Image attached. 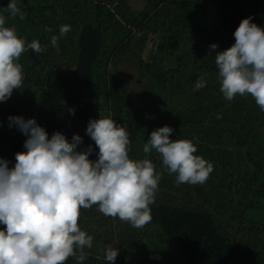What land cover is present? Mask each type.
<instances>
[{
  "label": "clouds",
  "instance_id": "obj_1",
  "mask_svg": "<svg viewBox=\"0 0 264 264\" xmlns=\"http://www.w3.org/2000/svg\"><path fill=\"white\" fill-rule=\"evenodd\" d=\"M5 11L10 17L25 19L16 0H9ZM5 25L6 18L0 15V102L23 85L24 73L17 63L21 54L45 50L36 40L26 44L14 26ZM70 27L60 26L59 36L51 37L57 51L58 39ZM233 35L235 43L230 48L215 52L220 91L228 101L250 94L264 111V28L248 17ZM217 47L211 44L210 52ZM206 75L197 79L194 91L205 87ZM69 112L74 115V109ZM8 120L9 127H17L27 139L26 151L15 154L14 167L0 158V224L6 226L0 230V264H65L69 257L82 264L93 237L81 230L78 220L80 210L93 205L104 216L118 217L137 229L151 222L149 206L155 203L162 174L150 159L129 157V132L121 124L101 114L89 121L86 134L98 147V159L90 160L93 148L78 151L83 143L78 134L71 141L59 131L49 138L35 118L9 116ZM172 132L167 125L152 131L143 152L150 156L155 150L164 170L177 174V185L203 184L213 165L194 155L197 149L191 141L170 139ZM118 253L116 247L105 249L108 264H114Z\"/></svg>",
  "mask_w": 264,
  "mask_h": 264
},
{
  "label": "trees",
  "instance_id": "obj_2",
  "mask_svg": "<svg viewBox=\"0 0 264 264\" xmlns=\"http://www.w3.org/2000/svg\"><path fill=\"white\" fill-rule=\"evenodd\" d=\"M203 1L145 0L146 8L138 16L132 17V22L135 30L140 33L146 31L160 35L162 40L168 38L180 40L184 39L185 35L192 34L198 36L200 28L195 18L197 10L204 8ZM216 2L217 14L223 9L226 0H211L210 6L212 7ZM8 3L9 0H0L1 7L6 8ZM121 3L123 7L124 0H85L82 7L78 9V12H82L84 16L75 46L77 57L50 65L43 76H37L35 81L44 95V102L35 118L37 124L45 128L49 138L56 131L62 132L69 141L73 134L80 135L83 143L77 150L84 151L91 146L93 152L89 156L90 160L98 159V147L86 134L87 125L93 119L95 110V105L90 101L92 96L97 98L100 93H105L106 105L111 110L112 119H116L118 124L120 121L127 122L130 129H133L136 124L126 88L122 82L118 83L117 78L110 72L111 64L129 50L133 32L129 30L123 37L118 36L119 41L113 47L114 50L109 51L106 42L110 23L116 16L121 15L122 18L127 16L120 8ZM112 6L117 7V13L110 9ZM61 9H64L63 6ZM44 11L46 13L50 11L54 18L59 12L54 6H45ZM231 21L220 13L215 15L211 21L212 29L202 30L200 44L193 45L190 49L194 69L183 86L187 87L185 92H189L195 106L192 109L180 106L177 110H168L165 112V117L157 120L150 119L147 126L159 128L167 125L177 131L185 128L206 129L205 126L208 125L209 130L214 131L217 136H223L226 143L236 149L238 157L241 154L244 155L245 167L252 168L253 181H258V172H262L264 168V111H261L250 94L244 96L238 94L231 101L225 99L220 91V81L217 79L215 52L226 50L235 43L234 40L228 39L229 32L234 31H229ZM53 32L56 30L54 29ZM186 42L188 41H185V44ZM211 44H217L218 47L210 52ZM173 46L176 48L175 43ZM159 47L164 49L163 45ZM212 62L215 65H212ZM17 63L22 66L24 80H30V71L25 69L26 64L21 60ZM140 64L151 72V64L144 63L142 60ZM210 72H214L212 75L216 77L215 80L210 79L212 77ZM205 73L207 74L205 87L194 91L195 82ZM156 75L154 74V77ZM69 109H74V115L69 112ZM9 116L8 109H0V134ZM146 119L142 121V124L145 125ZM13 127L12 138L8 142L11 141L16 151L24 152L26 149L23 145L27 137L17 127ZM1 138L0 135V145ZM200 153L208 162H217V165L221 163L222 166L226 163L217 154L219 151L213 148L205 146ZM245 173L243 181L247 186L252 177H249L248 170ZM166 193L149 206L152 216L149 224L157 229L159 235L155 239L152 238L151 245L155 252L153 254L164 256L169 254L172 257L178 255L173 264L182 263V260L185 264H264V236L257 226L253 224L247 226L249 234L244 239L232 237L225 232L215 213L188 205L186 202L176 201L174 197H167ZM261 196H264L263 192ZM94 206L80 210L79 225L92 217ZM130 246L128 244L126 248L130 249ZM126 248H122L123 253ZM120 251L121 249L114 264H129L126 257H130V254H123ZM84 252L86 259L82 264H108L105 256ZM132 260L137 263L138 259L135 257ZM65 264H77V260L75 257H69Z\"/></svg>",
  "mask_w": 264,
  "mask_h": 264
},
{
  "label": "rangeland",
  "instance_id": "obj_3",
  "mask_svg": "<svg viewBox=\"0 0 264 264\" xmlns=\"http://www.w3.org/2000/svg\"><path fill=\"white\" fill-rule=\"evenodd\" d=\"M43 1L46 0H16L17 6L25 14L23 20L19 16L10 17V14L5 11L6 8L0 6V15L5 16L6 27L14 26L18 37L25 39L26 44L36 40L45 49L41 53L29 49L21 54L18 61L21 60L26 64L25 69L30 71V80H24L22 87L14 89L6 102H0V109H8L10 116H22L26 120L36 118L40 106L44 102L43 91L35 84L36 77H42L54 63L77 57L75 46L84 16L82 12H78V9L82 7L85 0H47L42 3ZM124 2L123 7L122 3L120 4V8L127 16L125 18H122L121 15L116 16L115 20L110 23L111 27L106 33L108 50H114L113 47L119 41L118 36L123 37L129 30L133 32V35L129 50L111 64L110 72L117 78L118 83L122 82L126 88L136 120H134L136 124L133 129L127 126V122H119L129 132V157L133 160L150 159L156 171L162 174L158 183V191L155 193V201L167 192V197H174L176 201L186 202L188 205L215 213L225 232L232 237L246 238L249 234L247 226L252 224L257 226L264 236V196H261V193H264V168L262 172H258V181H253V170L249 166L245 167L244 155L241 154L238 157L236 149L226 143L223 136H217L214 131L209 130L208 125L205 126L206 129L173 130L170 136L172 140L191 141L197 149L194 155L200 157H202L200 151L204 150L205 146L219 151L217 154L226 163L222 166L221 163L217 165V162H210L213 165V171L203 184L177 185V174L170 175L164 170L162 160L155 150L150 156L143 152V145L147 142L151 132L157 129L156 126L154 128L147 126L150 119L157 120L165 117V112L177 110L180 106H184L185 109H192L195 106L189 92H185L187 87L185 89L183 84L193 73L192 50L190 49L193 45L200 44V38L203 36L201 31L212 29L211 21L219 13L232 20L229 31H234L228 34L230 40L235 41L233 33L245 18L252 17L253 23L264 28V0H226L223 9L217 14V2L211 7V0H204V8H199L196 12L195 20L200 28L198 36L185 35V38L180 40L174 38L162 40L160 35L146 31L140 33L135 30L132 17L138 16L146 8V2L145 0H124ZM45 6H54L59 11L57 17L54 18L50 11L46 13ZM61 6L64 9H61ZM110 9L115 13L118 12L116 6H112ZM130 15L131 17H129ZM119 18L122 22L118 20ZM62 25L71 27L63 38L58 39L59 51H57L52 46L51 37L59 36V29ZM46 27L51 31H45ZM54 29L56 32H53ZM187 37L188 39H186ZM185 41L188 42L185 44ZM174 43L176 48L173 46ZM159 45H163L164 49ZM230 47L231 45L228 48ZM140 60L151 64V72L141 66ZM212 65L215 64L212 62ZM177 69L179 70L177 71ZM154 74L157 75L154 77ZM210 74L212 75L214 72H210ZM158 77L160 78L159 82ZM215 78L212 75L210 79L215 80ZM217 79L220 81L218 74ZM105 96V93L102 92L97 98L91 97L90 101L95 105L93 119H99L100 114L104 118L112 119V113L109 106L106 105ZM144 119L147 121L145 125L142 124ZM113 120L116 121V119ZM13 128V126L9 127L8 120L3 124V131L0 134L2 137L0 158L9 161V168L14 167L15 154L18 152L13 148L11 141L8 142L12 138ZM9 149L10 151H8ZM246 169L249 177H252L247 186L243 181ZM91 214V218L79 225L81 230L93 237L92 247L86 248L84 250L86 253L90 252L104 257L105 249L108 246L121 249L120 253H123L122 248L124 249L130 244V249L126 248L124 252L130 254V257H126L129 264H151V262H153L152 264H173L178 256L153 254L155 252L151 245L152 238L155 239L159 235L157 229L149 223L142 229L134 228L128 222L104 216L99 212L98 205L94 206ZM5 228V225L0 224V230H5ZM129 254L127 255L129 256ZM131 257H136L137 263ZM178 264H185V262L182 260V263Z\"/></svg>",
  "mask_w": 264,
  "mask_h": 264
}]
</instances>
